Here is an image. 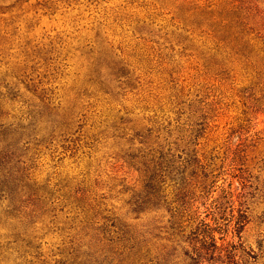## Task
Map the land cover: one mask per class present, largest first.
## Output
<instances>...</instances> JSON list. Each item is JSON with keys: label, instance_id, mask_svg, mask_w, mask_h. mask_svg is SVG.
I'll use <instances>...</instances> for the list:
<instances>
[{"label": "rangeland", "instance_id": "374dc122", "mask_svg": "<svg viewBox=\"0 0 264 264\" xmlns=\"http://www.w3.org/2000/svg\"><path fill=\"white\" fill-rule=\"evenodd\" d=\"M15 1L0 0V264H264V75L182 30L177 0ZM168 132L171 185L193 177L185 140L220 172L194 216L149 182ZM243 208L202 261L198 220Z\"/></svg>", "mask_w": 264, "mask_h": 264}, {"label": "trees", "instance_id": "16d2710c", "mask_svg": "<svg viewBox=\"0 0 264 264\" xmlns=\"http://www.w3.org/2000/svg\"><path fill=\"white\" fill-rule=\"evenodd\" d=\"M21 1L22 0H16L12 7ZM177 1V11H183L185 15L181 21L182 30L188 32L208 51L210 50V45H213L212 49L228 54L231 58V63L234 65L245 69L247 72L255 71L264 75V35L260 34V27L258 30L259 23L256 21V18L260 10L253 2L254 0ZM99 92H103L105 95L108 94L105 90H99ZM208 128L211 129V127ZM177 139L183 140V138H172V134H169V132L167 136L164 137L163 146H159L160 155L157 161H150L154 174L149 178V182L152 184L157 183L160 186L163 184L169 189L170 187L174 188V197L168 200V204L170 205L171 215L175 218L183 214L191 216L196 215L198 205L195 204H199V200L203 198L199 193L201 190L205 189L206 186H209L210 189L214 188L220 174V172L217 171L218 167L214 159L210 157L207 159L203 149L200 151L199 148H197L198 142H195L194 139L193 141L184 139L187 144L192 145L191 153L193 152L194 156L196 154V156L193 157V162L190 164L193 177L190 178V184L186 188L181 185H171L178 181L179 174L176 156V151L179 150L176 147L178 142ZM246 147L247 145L244 144L242 149L238 148L236 151L234 149L233 152L230 151V153L237 155L238 152H242L244 158H246ZM159 190L161 189L159 188ZM211 190L206 191L208 193ZM162 191H164L163 187ZM181 196L188 197V200L184 201L185 206L183 208H180V205H178ZM228 196L231 197V193ZM233 211L234 210L231 209L228 213V217L230 218L218 227L210 226L204 223V221L198 220L202 225V228H197L200 230L202 236L200 241L204 248L202 261L205 260V262H210V259H215L212 257L216 249V246L213 245L215 232L224 233L226 235L230 231L233 222L235 223L234 230L240 229V227L245 224L246 209L243 208L241 213L235 218H233ZM217 214L218 212H212L214 219H216ZM220 215L227 216L225 212ZM223 216H220V218ZM224 218L226 219V217ZM217 260L219 259H215L214 261L217 262Z\"/></svg>", "mask_w": 264, "mask_h": 264}]
</instances>
